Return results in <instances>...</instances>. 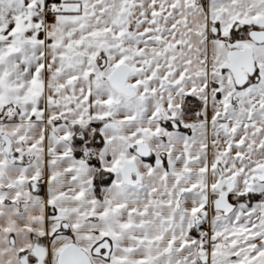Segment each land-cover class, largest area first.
I'll list each match as a JSON object with an SVG mask.
<instances>
[{"label":"snow or ice","instance_id":"obj_1","mask_svg":"<svg viewBox=\"0 0 264 264\" xmlns=\"http://www.w3.org/2000/svg\"><path fill=\"white\" fill-rule=\"evenodd\" d=\"M0 264H264V0H0Z\"/></svg>","mask_w":264,"mask_h":264}]
</instances>
